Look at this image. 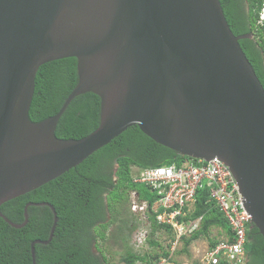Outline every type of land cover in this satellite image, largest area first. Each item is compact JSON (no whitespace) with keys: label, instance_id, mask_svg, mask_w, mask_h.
Listing matches in <instances>:
<instances>
[{"label":"water","instance_id":"obj_1","mask_svg":"<svg viewBox=\"0 0 264 264\" xmlns=\"http://www.w3.org/2000/svg\"><path fill=\"white\" fill-rule=\"evenodd\" d=\"M221 0H0V207L82 163L131 126L191 158H218L233 173L264 237V86ZM78 59L79 79L60 110L31 120L41 65ZM101 98L100 123L61 138L78 95ZM23 223L0 216L16 228Z\"/></svg>","mask_w":264,"mask_h":264},{"label":"trees","instance_id":"obj_2","mask_svg":"<svg viewBox=\"0 0 264 264\" xmlns=\"http://www.w3.org/2000/svg\"><path fill=\"white\" fill-rule=\"evenodd\" d=\"M263 3L264 0H221L233 32L236 35L252 33L251 37L240 39V44L264 86V19L260 20ZM78 79L76 57L41 65L36 75L35 93L29 112L31 120L38 122L56 114ZM100 112L101 98L98 94L86 92L76 96L58 122L57 136L82 138L88 135L98 127ZM192 162H197V159L156 142L135 125L76 167L3 203L0 208L15 223L25 220L24 209L28 202H50L56 208L59 219L53 239L47 244L35 245L37 264H115L110 254L113 245L119 241H122L120 246L126 248L122 257L125 264H136L137 261L156 264L162 257L171 260L169 249H162V254L157 251L137 253L127 248V233L122 232L125 227L130 231L138 226L129 216L134 213L130 201L131 191L137 190L141 198L148 199L150 203L155 200L148 186L134 182V168L173 163L186 166ZM28 211L29 221L22 228L10 225L0 216V264H33L32 241L49 238L54 222L52 209L48 205H31ZM201 216L199 228L182 238L185 250L194 240L202 237L209 239L210 248L216 246L220 241L210 236L212 227H220L227 232L228 239L234 240L227 219L205 186L198 189L193 210L188 213L186 220ZM149 219L150 244L160 245L150 237L163 228L170 233L171 242L174 240L170 226L158 223L154 213ZM118 221L121 224L117 225ZM114 225L116 227L110 231ZM247 235L246 264H264V237L253 223ZM210 264L232 263L221 258L218 263Z\"/></svg>","mask_w":264,"mask_h":264},{"label":"built area","instance_id":"obj_3","mask_svg":"<svg viewBox=\"0 0 264 264\" xmlns=\"http://www.w3.org/2000/svg\"><path fill=\"white\" fill-rule=\"evenodd\" d=\"M263 17L264 12L262 19ZM133 173L134 182L148 186L155 195V200L150 203L148 199L141 198L137 190H133L130 195L131 208L133 212L144 211V217L149 222L150 215L154 213L158 223L171 227L174 233V240L170 245L171 255L181 243L183 236L190 235L200 225L202 216L194 220H186L187 208L188 211L192 208L198 189L205 186L227 219L234 240L227 238L216 246L209 247L203 264L218 263L221 258L227 259L232 264H246L245 245L252 216L244 206L239 186L227 164L218 158L208 161L199 158L197 162L186 166L173 163L147 168L137 167L134 168ZM161 231L167 232L163 228L156 233ZM150 232L148 229L141 231L138 241L141 244L146 243ZM161 259L164 264H174L166 257Z\"/></svg>","mask_w":264,"mask_h":264},{"label":"rangeland","instance_id":"obj_4","mask_svg":"<svg viewBox=\"0 0 264 264\" xmlns=\"http://www.w3.org/2000/svg\"><path fill=\"white\" fill-rule=\"evenodd\" d=\"M186 161H184L182 164H184ZM135 210V209H134ZM136 212V213H135ZM133 215L129 214L132 222L134 224L137 223V228L135 230H130L128 227H125L122 232L127 233L126 238L128 244L127 248H132L137 253H144V252H151L157 251L158 253L162 254V249H169L170 250V233L166 231H161L156 233L153 237H150L152 240H156L160 243V245H152L148 242L142 243L138 241L139 233L143 231L144 229H148L151 231L150 222L144 217V211L141 210H135ZM117 225L121 224V221L116 222ZM131 224V223H130ZM116 227L114 225L110 228V231ZM112 235V234H111ZM210 236L212 238H215L219 241L227 239V232L225 230L221 229L220 227H212ZM117 237V236H113ZM121 237V236H120ZM122 241H119L118 244L113 245L112 247V253L110 254V259L115 264H125L123 261V255L126 252L125 247H121L120 243ZM170 242V243H169ZM209 239L206 237L199 238L197 240H194L188 248L185 250L183 240L179 245L176 247V250L171 255V260L174 262V264H202L204 263V259L206 257V254L209 250ZM125 245V244H124ZM123 246V245H122ZM163 258V257H162ZM163 261V259H161ZM203 260V261H202ZM160 261L158 264H164V262ZM202 261V262H200ZM136 264H148L145 262L137 261Z\"/></svg>","mask_w":264,"mask_h":264},{"label":"clouds","instance_id":"obj_5","mask_svg":"<svg viewBox=\"0 0 264 264\" xmlns=\"http://www.w3.org/2000/svg\"><path fill=\"white\" fill-rule=\"evenodd\" d=\"M264 12V3H263V6H262V8H261V11H260V14H261V18H260V20H263L264 19V17H263V19H262V13ZM194 206V203H193V205H192V207ZM190 211H188V208H187V213H189ZM187 217H188V215H187ZM199 218V217H198ZM197 219V218H196Z\"/></svg>","mask_w":264,"mask_h":264},{"label":"bare ground","instance_id":"obj_6","mask_svg":"<svg viewBox=\"0 0 264 264\" xmlns=\"http://www.w3.org/2000/svg\"><path fill=\"white\" fill-rule=\"evenodd\" d=\"M195 159H199V158H195ZM186 165V164H185ZM193 210V207L189 210V211H192ZM192 216V215H191ZM197 218V217H196ZM189 219V218H188ZM193 220V219H192ZM199 228V227H198ZM196 230V229H195ZM171 245V244H170ZM203 261V260H202ZM200 261V262H202ZM199 264V263H198ZM203 264V263H202Z\"/></svg>","mask_w":264,"mask_h":264}]
</instances>
